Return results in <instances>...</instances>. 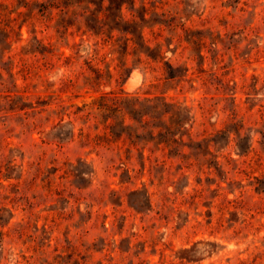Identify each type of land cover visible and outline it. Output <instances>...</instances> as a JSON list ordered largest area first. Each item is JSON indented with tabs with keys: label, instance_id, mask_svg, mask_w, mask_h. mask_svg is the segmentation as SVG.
<instances>
[{
	"label": "rangeland",
	"instance_id": "rangeland-1",
	"mask_svg": "<svg viewBox=\"0 0 264 264\" xmlns=\"http://www.w3.org/2000/svg\"><path fill=\"white\" fill-rule=\"evenodd\" d=\"M120 1L0 0L21 33L0 40V264H264V0H126L116 25ZM106 93L225 136L203 167L150 144L144 168L94 143Z\"/></svg>",
	"mask_w": 264,
	"mask_h": 264
},
{
	"label": "trees",
	"instance_id": "trees-1",
	"mask_svg": "<svg viewBox=\"0 0 264 264\" xmlns=\"http://www.w3.org/2000/svg\"><path fill=\"white\" fill-rule=\"evenodd\" d=\"M128 2L126 0L120 1V15L114 19V24L127 23L123 14V7ZM43 7L45 6L43 5ZM7 28H9V25L3 28L0 27V40L1 37H4V41L7 42L14 34L21 37L20 31L16 32L14 29L8 31ZM124 33L135 34L130 28L126 29ZM96 34L101 35L102 33L97 32ZM141 35L143 38V32ZM149 56L153 58L152 55ZM98 110L102 113L101 117L104 120L102 124L105 125V133L103 135H96L94 143L97 146L103 144L111 146L122 143L123 147L120 149L126 148L128 159H132L133 150H137L140 158L144 160V168L146 159H151V155L147 157L145 154L146 148L150 144L153 146V148L149 149L152 155L156 152H161L165 156L168 151L169 159L181 158L185 163V165L181 164V170L183 168L190 170L196 165L203 167L209 162L206 158L213 156L211 147L218 148V142L215 141V137L225 136V132H219L215 137L209 140L205 139L204 141H207V146L206 149H203L204 144L193 141L194 139L190 132L193 124L191 109L178 102L169 101L164 97L142 98L106 93L101 96L98 102ZM236 125L238 129L235 132L239 137H242L243 127H239L238 124ZM231 134L230 132L228 139H230ZM82 136L83 138L89 137V135H85L84 133H82ZM185 137H188L192 142L189 144L185 143ZM183 148L196 151L197 154H192L195 156V160L191 159L192 155L187 157L182 152ZM249 152L250 149L244 150L241 156L247 155ZM214 162L213 166L219 169V161L216 160ZM208 168L211 167L209 166ZM263 182V180L258 179L259 184Z\"/></svg>",
	"mask_w": 264,
	"mask_h": 264
}]
</instances>
